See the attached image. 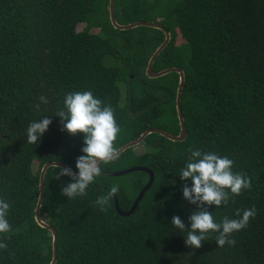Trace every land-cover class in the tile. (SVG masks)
<instances>
[{
    "label": "trees",
    "instance_id": "16d2710c",
    "mask_svg": "<svg viewBox=\"0 0 264 264\" xmlns=\"http://www.w3.org/2000/svg\"><path fill=\"white\" fill-rule=\"evenodd\" d=\"M115 5L122 25L158 22L171 32L154 70H185L181 103L188 137L173 141L150 134L141 144L145 151L129 148L101 164L102 175L76 199L61 195L72 178L57 179L63 168H49L41 216L58 232L57 264H264V0H116ZM80 23H86L81 32ZM165 39L163 30L150 26L115 28L110 0H0V199L10 205L11 225L0 236L7 244L0 264L53 259V235L36 220L41 171L57 161L78 172L76 160L85 146L84 135L62 131L55 116L66 94L92 91L113 107L121 129L117 150L151 128L180 133V74L150 78L146 72ZM42 95L48 103L37 110ZM44 117L52 121L48 131L29 144V124ZM196 149L228 156L234 172L251 178L250 190L208 209L221 223L255 207L249 225L229 237L234 245L218 247L216 233L199 249L185 244L197 206L183 198V185L191 181L179 176ZM134 167L154 173L135 212L119 214L115 197L100 211L95 201L117 184L120 209L130 211L150 173H113ZM173 216L187 229L175 228Z\"/></svg>",
    "mask_w": 264,
    "mask_h": 264
},
{
    "label": "clouds",
    "instance_id": "9594fccd",
    "mask_svg": "<svg viewBox=\"0 0 264 264\" xmlns=\"http://www.w3.org/2000/svg\"><path fill=\"white\" fill-rule=\"evenodd\" d=\"M40 103L35 105L37 110L40 104H47L45 96L39 97ZM55 116L61 118V130L70 136L84 135V147L81 155L76 160L78 173L71 168L60 169L59 175L71 177L73 182L62 187L61 195L68 200L84 197L87 189L102 175L101 164L111 163L117 155L115 142L121 132L115 120L114 109L111 105L104 106L102 101L95 97L92 91H76L66 94L63 107ZM52 121L44 117L34 121L27 128V142L36 144L48 131ZM234 161L228 156H220L215 152H202L199 149L190 150L186 167L181 170V180L191 181L183 185V198L192 205L197 206L190 217V230L186 228L179 216L172 217V225L184 231L188 230L185 244L188 247L199 249L203 241L212 233H216L218 247L234 245L235 240L230 239L233 233L245 229L251 219L255 218L257 211L251 209L238 210L239 219L224 217L221 223L215 222L214 216L209 212L211 206L216 208L222 204L227 205L230 199L242 194L244 190L252 188L251 178L242 172H234ZM174 183V181H173ZM120 186L113 185L105 195L95 201L100 211H107L110 201L118 194ZM10 205L0 199V236L11 231L7 219ZM0 249L7 250V244L0 241Z\"/></svg>",
    "mask_w": 264,
    "mask_h": 264
},
{
    "label": "water",
    "instance_id": "95a60500",
    "mask_svg": "<svg viewBox=\"0 0 264 264\" xmlns=\"http://www.w3.org/2000/svg\"><path fill=\"white\" fill-rule=\"evenodd\" d=\"M115 3H116V0H110V16H111L112 24L114 25L115 28L120 29V30H130V29H134V28L140 27V26H150V27H154L157 29H161L165 32L166 39H165L164 43L152 55L146 72L150 78H159V77L165 76L167 74H170L172 72H177L180 74V85H179L178 94H177V110H178V115H179L180 124H181V131L178 135L169 133V132H167L161 128H157V127L147 130L138 139L131 141V142L125 144L124 146H122L120 149H118L117 155H116V158H117L122 153H124L126 150H128L129 148H133V147H137V146L141 145L144 142V140L146 139V137L152 133H160L163 136H165V137H167L173 141H184L188 137V130L186 128L185 117L183 114L182 103H181L183 89H184L185 82H186L185 70L182 68H179V67H169V68H166V69L161 70V71H155L154 70V63H155L157 57L169 45V43L172 39L171 32L166 27H164L162 24H160L158 22L137 21V22H133L130 24H126V25L120 24L116 18V5H115ZM51 167H61V168H70V167L65 163L57 162V161L48 162L44 165V167L42 168V171H41L40 196H39V201H38L37 208H36V220H37L38 224L41 227L47 228L49 231H51V233L53 235V259H52L50 264H57V261H58V246H57V244H58V232L52 225L46 223L41 216V210L43 207V202H44V197H45V177H46L48 169ZM137 170H143V171L149 172L150 173V180H149L148 184L143 188V190L141 191V193L137 197L134 205L132 206V208L128 212H123L120 209L119 200H118L116 195L114 196L116 209L119 212V214H121L123 216H129L135 212V210L137 209L138 204L140 203L141 199L143 198V196L145 195L147 190L150 189V187L152 186V184L154 182V173L149 168H145V167H134V168L126 169L124 171H119V172L113 173L114 176H122V175L131 173V172H134Z\"/></svg>",
    "mask_w": 264,
    "mask_h": 264
},
{
    "label": "rangeland",
    "instance_id": "374dc122",
    "mask_svg": "<svg viewBox=\"0 0 264 264\" xmlns=\"http://www.w3.org/2000/svg\"><path fill=\"white\" fill-rule=\"evenodd\" d=\"M85 28H86V23H80V24L78 25V27H77V31L81 32V31H83ZM177 41H178V44H179V45H181V44L183 43V40L181 39V37H178ZM175 67H176V66H175ZM136 150H137V152H143V151H145V148H144L142 145H140V146H137V147H136ZM36 164H37V165H35V166L37 167V166H38V163H36Z\"/></svg>",
    "mask_w": 264,
    "mask_h": 264
}]
</instances>
